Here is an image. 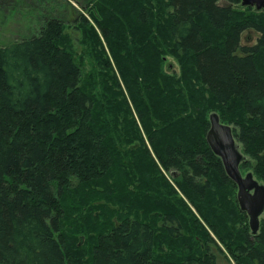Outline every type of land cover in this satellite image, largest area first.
<instances>
[{
  "label": "trees",
  "instance_id": "16d2710c",
  "mask_svg": "<svg viewBox=\"0 0 264 264\" xmlns=\"http://www.w3.org/2000/svg\"><path fill=\"white\" fill-rule=\"evenodd\" d=\"M221 1L90 0L92 64L55 16L0 44V264H217L213 245L264 264V218L254 234L207 141L211 113L238 102L240 167L264 180V9Z\"/></svg>",
  "mask_w": 264,
  "mask_h": 264
},
{
  "label": "rangeland",
  "instance_id": "374dc122",
  "mask_svg": "<svg viewBox=\"0 0 264 264\" xmlns=\"http://www.w3.org/2000/svg\"><path fill=\"white\" fill-rule=\"evenodd\" d=\"M90 0H0V44H5L13 40L21 39L22 37L31 35L35 33L40 27L42 21L46 17H58L64 24V32L69 35L71 38V43L75 47L76 53L79 55H85L90 64L93 63V60H90L86 54L85 42L83 30L81 28V19L82 15H88V9L84 5ZM221 3H226L225 0H222ZM250 7V6H249ZM254 10V7H251ZM245 13L250 14L252 10L242 9ZM92 22V21H91ZM260 32L256 29L248 28L242 34V43L243 44H254L256 43ZM87 62V69L91 68V65ZM165 69L169 73L180 74V63L179 60L172 55L164 56ZM264 65V61H263ZM217 112L224 113V115L229 118L230 121L224 120L225 124H229L234 129H239V123H247L246 116L242 110L241 105L234 101L230 104V109H223L220 106H217ZM211 113V112H210ZM223 122V121H222ZM236 143L241 150V152L249 158V160L254 163L252 156L247 153L244 149L242 142L235 136ZM243 170V171H242ZM242 173L245 176L248 172H253L252 167L242 168ZM254 173V172H253ZM255 178L256 175L254 174ZM257 179V178H256ZM259 182L264 183V180L257 179ZM108 198V197H107ZM112 197L109 196V199ZM104 196H101L100 199L95 202L91 200V205H93V216H98V209H100L99 203H104ZM110 202V201H109ZM105 203H107L105 201ZM109 205V204H108ZM117 210L116 208L114 209ZM108 213V212H107ZM112 213V212H111ZM117 213L114 214L113 219L114 223H118ZM247 218L250 221V216L246 212ZM81 217L74 216L72 222H78ZM264 218V212L260 216V220ZM88 218L84 221L86 223ZM68 222V221H67ZM67 222L65 223L67 226ZM250 224V222H249ZM90 230L93 229L94 224H90ZM84 226V224H83ZM73 226H68V228ZM74 233L75 244L74 246L83 245L86 239V233L84 231H77V229L70 230ZM95 234V232H93ZM162 244V253L167 254L171 250V247L167 244L165 240L160 238ZM215 253L218 254L217 264H236L234 259L227 253V251H219L216 246H211ZM159 248V247H158ZM79 261V260H78ZM81 264V262H80Z\"/></svg>",
  "mask_w": 264,
  "mask_h": 264
},
{
  "label": "water",
  "instance_id": "95a60500",
  "mask_svg": "<svg viewBox=\"0 0 264 264\" xmlns=\"http://www.w3.org/2000/svg\"><path fill=\"white\" fill-rule=\"evenodd\" d=\"M241 6L264 9V0H242ZM207 141L213 151L219 155L226 171L238 186V201L241 209L250 216V227L254 234L260 229V216L264 212V183L259 182L253 172L245 176L241 171V163L246 156L239 149L233 128L221 122L218 113L210 115V128L207 132Z\"/></svg>",
  "mask_w": 264,
  "mask_h": 264
},
{
  "label": "bare ground",
  "instance_id": "6f19581e",
  "mask_svg": "<svg viewBox=\"0 0 264 264\" xmlns=\"http://www.w3.org/2000/svg\"><path fill=\"white\" fill-rule=\"evenodd\" d=\"M251 172V171H250Z\"/></svg>",
  "mask_w": 264,
  "mask_h": 264
}]
</instances>
